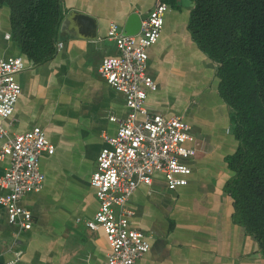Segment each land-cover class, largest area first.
<instances>
[{
    "label": "crops",
    "instance_id": "0c3cea01",
    "mask_svg": "<svg viewBox=\"0 0 264 264\" xmlns=\"http://www.w3.org/2000/svg\"><path fill=\"white\" fill-rule=\"evenodd\" d=\"M154 4L62 0L64 24L55 55L39 65L21 55L11 39L9 11L0 9V60L22 57L25 62L16 75L21 95L12 117L1 124L9 137L41 128L54 147L53 155L40 158L43 189L19 201L32 214V228L9 225L0 206V264L12 262L15 253L17 264H106L103 231L91 232L85 225L98 209L90 178L105 139L116 136L127 108L98 68L104 58L118 55L107 37L110 25L122 32L131 14L143 20ZM192 8L180 0L165 13L161 35L147 51V74L156 91L144 101L151 114L180 116L191 128L194 141L185 145L194 151L187 162L191 173L174 191L155 174L150 186H139L131 196L129 229L143 234L148 245L135 264H264L257 243L235 223L233 201L224 190L233 177L227 160L238 143L230 109L219 95L218 65L189 32ZM8 167V158L0 160V177ZM5 194L0 188V197Z\"/></svg>",
    "mask_w": 264,
    "mask_h": 264
},
{
    "label": "built area",
    "instance_id": "2783aa9c",
    "mask_svg": "<svg viewBox=\"0 0 264 264\" xmlns=\"http://www.w3.org/2000/svg\"><path fill=\"white\" fill-rule=\"evenodd\" d=\"M168 9L162 0H155L153 9L142 20L140 33L134 37H121L119 27L111 24L107 37L118 55L104 58L98 68L99 76L124 96L127 108L125 118L118 122L116 136L105 139L90 178L98 209L85 225L91 232L103 231L109 246L106 264H135L148 251L145 236L129 229L134 213L127 204L137 188L150 186L153 176L161 174L168 190L174 191L187 184L191 173L187 162L194 151L185 148L194 141L191 128L180 116L151 114L144 106L147 94L156 91L147 74V51L158 41ZM24 69L22 57L0 60V160L9 159V167L0 177V188L7 191L0 197V206L7 212L9 225L30 230L32 214L19 201L43 189L40 158L43 154L53 155L54 147L41 128L9 137L1 124L13 115L21 95L16 75ZM19 257L15 253L8 264H17Z\"/></svg>",
    "mask_w": 264,
    "mask_h": 264
},
{
    "label": "trees",
    "instance_id": "16d2710c",
    "mask_svg": "<svg viewBox=\"0 0 264 264\" xmlns=\"http://www.w3.org/2000/svg\"><path fill=\"white\" fill-rule=\"evenodd\" d=\"M177 8L180 0H162ZM193 8L189 32L218 65V91L230 109L238 143L227 164L233 177L224 190L233 219L264 256V0H187ZM9 11L11 39L39 65L55 55L62 0H0Z\"/></svg>",
    "mask_w": 264,
    "mask_h": 264
},
{
    "label": "water",
    "instance_id": "95a60500",
    "mask_svg": "<svg viewBox=\"0 0 264 264\" xmlns=\"http://www.w3.org/2000/svg\"><path fill=\"white\" fill-rule=\"evenodd\" d=\"M75 14V12H74ZM142 19L136 14H131L122 27L121 37H134L140 33ZM64 22L60 24L62 27ZM60 39V38H59Z\"/></svg>",
    "mask_w": 264,
    "mask_h": 264
}]
</instances>
